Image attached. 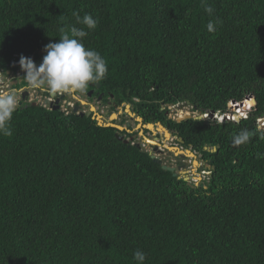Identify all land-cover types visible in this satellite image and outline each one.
Returning <instances> with one entry per match:
<instances>
[{"label":"trees","instance_id":"16d2710c","mask_svg":"<svg viewBox=\"0 0 264 264\" xmlns=\"http://www.w3.org/2000/svg\"><path fill=\"white\" fill-rule=\"evenodd\" d=\"M73 26L107 62L105 100L163 124L210 175L194 186L126 132L24 103L0 134V264H137V250L144 264H264V0H0L3 74ZM180 103L249 116L180 123L167 111ZM242 130L255 134L234 146Z\"/></svg>","mask_w":264,"mask_h":264},{"label":"clouds","instance_id":"9594fccd","mask_svg":"<svg viewBox=\"0 0 264 264\" xmlns=\"http://www.w3.org/2000/svg\"><path fill=\"white\" fill-rule=\"evenodd\" d=\"M205 11L209 14V16H212L214 9L212 6L206 5ZM73 16L76 17L77 23L84 25L87 30H94L99 23L98 19L93 18L91 14H85L83 18H81L79 12H73ZM218 24H222V21L219 19L209 21L207 24L208 31L214 33ZM85 28L73 26L70 29V33H62L58 42L47 44L44 47L46 55H44L39 66L32 58L21 56L19 65L24 74L21 71H7L6 74H3L2 70L0 69V134H3L4 136L12 135L10 122L12 120L13 113L17 110V107H21L24 103L33 104L34 106H42L48 110H60L66 115L75 114L80 117H82V115H84V117L86 116V113L82 111L83 109L81 108L79 103L80 101L78 99L72 98L68 101V99H65V97L74 95L75 97L78 96L80 99V96L87 92V89L90 85L98 84L103 79H105L106 74L108 73V66L106 60L98 51L85 47L83 38L89 34ZM2 78L11 79L7 86H4L5 84L2 82ZM19 78L22 79V83L25 81L27 85L19 86L22 84L18 82ZM38 90L46 91L49 94V106L41 103L42 96ZM82 102L85 103V101ZM183 104L190 106L192 113L196 115V118H193V115L186 117V115H189V113H186L185 115V113L181 111L182 113L179 115V117L180 120L183 121L195 119L200 121L211 120L217 121L219 123H226L239 122L242 119H247L249 116L247 109L240 103H231L229 106V112L226 114L217 112L222 116L220 120L207 117L208 113H211L212 111L203 114L196 111V109L190 104L180 103L174 106H167L168 117L174 120L169 115L170 111L172 108L176 107L184 108L181 107ZM123 105L128 107L129 110L131 109V105ZM234 106H240V108H242L240 114L234 110ZM76 108L78 110L75 112ZM91 110L92 111H88L89 114H92L93 112L95 113L93 107H91ZM163 110H166V108L163 107ZM131 111H129V114H132L133 111ZM133 113L136 115L135 112ZM235 113H238L237 116ZM183 116L186 118H182ZM88 117L90 118V116ZM98 117L99 116H96V114L93 117V120H95L97 123ZM117 117L118 116L116 115V119ZM223 117H228V119L225 120ZM137 118L141 117L137 116ZM174 121L179 122V120ZM143 122L144 120L142 119V123ZM117 127L119 126H110V128L118 129ZM120 131L123 132L122 130ZM257 132H259V138L264 139V131L257 129ZM254 134L255 133L248 130H242L233 136L232 142L234 146L243 145L249 142ZM124 140L125 139L123 138V141ZM129 143L130 142H127L126 144ZM133 145L142 148V146L139 144L135 143ZM150 155L151 157L153 156L152 153H150ZM205 166L207 167L209 165L206 163ZM177 177L181 178V176L178 175ZM134 259L137 261V264H144L146 256L142 251L137 250L134 253Z\"/></svg>","mask_w":264,"mask_h":264},{"label":"rangeland","instance_id":"374dc122","mask_svg":"<svg viewBox=\"0 0 264 264\" xmlns=\"http://www.w3.org/2000/svg\"><path fill=\"white\" fill-rule=\"evenodd\" d=\"M3 79V83L5 84L4 86L8 85V82L11 80L9 79ZM23 84L19 85L22 86ZM79 99V97H75L74 95L72 96H67L65 99ZM91 107L94 108L96 116H99L98 118L100 119L101 123L103 125H109L112 124L113 126H119L121 127L123 132H126L127 135H124L123 138L132 144H139L144 148L149 153H152L153 156H157L159 159L163 158H170V162L166 163L164 161L163 164L165 166H173L176 168L177 175L181 176V178L186 177L188 179V182L193 184L194 186H199L204 180H206L210 173L208 172L205 164L207 162H204L202 159L201 155L194 153L196 155V158H193L192 156L189 157V155H186L187 151H192L191 149H186L184 147H180L177 144V140L175 138H166V135L163 130L157 127V124H154V129L153 130H148V128H144L143 125L144 122H139V119L137 116L129 110L128 107L125 105H122L119 107V112L116 110L109 111L108 114L104 113V111H98L96 105L93 103L90 106L86 107V111H92ZM181 107L184 108H172L170 111L169 115L172 117L174 120H180L179 115L184 112L185 115L186 113H189V115H193V118H196V115H194L191 111V107L183 104ZM129 111L132 112V114H129ZM182 111V112H181ZM114 115H117V119H113ZM184 117V116H183ZM187 117V115H186ZM148 130L149 133H146L145 131ZM144 138H147L152 141H156L159 144V149L163 152L161 154H156L154 153V145L149 144ZM158 139V140H156ZM167 148H173V149H179V152L173 151V150H167ZM181 153V154H180ZM182 156H185L182 158ZM177 158L181 159L180 161L186 165V167H183L179 172L177 170ZM195 162H198L200 164L199 167H195Z\"/></svg>","mask_w":264,"mask_h":264},{"label":"flooded vegetation","instance_id":"af4514ba","mask_svg":"<svg viewBox=\"0 0 264 264\" xmlns=\"http://www.w3.org/2000/svg\"><path fill=\"white\" fill-rule=\"evenodd\" d=\"M33 59V58H32ZM42 62V61H41ZM41 63H39V65H40ZM38 65V66H39ZM17 72L18 71H21L22 73H23V71L21 70V68H20V65H19V63L17 64ZM24 74V73H23ZM22 81V79L21 78H19V80H18V82H20V83H22L21 82ZM99 86V85H98ZM97 86V88H95V86L94 85H90V88H88L87 89V92L85 93V94H82V96H80V99H82V100H80V99H78L80 102V106H81V108L83 109L82 111L83 112H85L86 113V116L88 117V115H89V112L88 111H86L87 109H86V107L87 106H90L91 104H95L96 105V107H97V110L98 111H104V113H106V114H108V112L109 111H112V109L113 108H115V109H117V111L119 112V107L120 106H116V103L114 102V100H113V97L111 98V99H108L107 101L105 100V95H104V93H101V92H98L97 91V89H99L100 87H98ZM39 91V93H40V95L42 96V100H41V103H43V104H45V105H47V106H49V101H48V98H49V94L46 92V91H41V90H38ZM48 95V96H47ZM82 101H85V103L84 102H82ZM131 110L133 111V107L131 106ZM94 115H95V113L93 112L92 114H90V118H92L93 119V117H94ZM136 115H137V113H136ZM138 116V115H137ZM146 133H149V131L148 130H146L145 131ZM170 133H171V135H172V138H175L178 142H179V146L180 147H183L182 146V144H184V142L182 143L180 140H178V138L176 137V136H173V134H172V132L171 131H169ZM182 140V139H181ZM153 149H154V153H158V154H161V153H163V152H161L160 151V149L158 150V151H155V146L153 147ZM167 150H169L170 151V149L169 148H167ZM179 152V151H178ZM185 156H182V158H184ZM164 162H166V163H168V162H170V158H163L162 159ZM177 160V169H178V172L180 171L179 169L181 168V167H183V166H185L186 167V165H184L180 160L181 159H179V158H177L176 159Z\"/></svg>","mask_w":264,"mask_h":264},{"label":"water","instance_id":"95a60500","mask_svg":"<svg viewBox=\"0 0 264 264\" xmlns=\"http://www.w3.org/2000/svg\"><path fill=\"white\" fill-rule=\"evenodd\" d=\"M98 87H100V85L98 86ZM78 109L76 108L75 109V112L77 111ZM130 113V112H129ZM88 116H90V114L88 115ZM115 116V115H114ZM82 117H84V115H82ZM139 119V121L140 122H142V119L141 118H138ZM189 119V118H188ZM179 122L181 123V122H183V120H179ZM98 123H99V126H101V127H110V126H112V125H103L102 123H101V121H100V119L98 118ZM263 125H264V120L261 122ZM143 127H147L148 128V130H152L155 126L153 125V124H148V125H144ZM151 127H152V129H151ZM157 127L158 128H162L163 129V131H164V133H165V135H166V138H172V135H171V133L169 132V130L168 129H166L165 127H164V125L163 124H161V123H159L158 125H157ZM119 130H122L120 127H117ZM120 140H122L123 141V138H121ZM145 140L149 143V144H151V145H154L155 146V151H158L159 150V144H155V143H157L156 141H152V140H149V139H147V138H145ZM156 140H158V139H156ZM182 143H183V141L182 140H180ZM126 143H127V141H126ZM170 150H173V148H169ZM175 150H177V149H175ZM206 150H208L207 148H206ZM179 151V150H178ZM214 152L216 151V149H214L213 150ZM162 152V151H161ZM186 155H189V156H192L193 158H196V155L194 154V153H192L191 151H187L186 152ZM152 158H153V160H154V162L155 163H157V164H161L162 165V168L165 170V171H169V172H171V173H173L174 174V176L175 177H177V174H176V168L175 167H172V166H165L164 164H163V162H162V160H160V159H158L157 157H155V156H152ZM195 165H198L199 166V163L198 162H195ZM197 166V167H198ZM183 167H185V166H183ZM183 167H181L179 170H181ZM206 168H211L210 166H207ZM179 179H181L180 177H179ZM184 180L186 181V182H188V179L186 178V177H184Z\"/></svg>","mask_w":264,"mask_h":264},{"label":"bare ground","instance_id":"6f19581e","mask_svg":"<svg viewBox=\"0 0 264 264\" xmlns=\"http://www.w3.org/2000/svg\"><path fill=\"white\" fill-rule=\"evenodd\" d=\"M187 116H190V115H187ZM113 119H116V115L113 117ZM151 129H152V127H151ZM154 129V128H153ZM152 129V130H153ZM161 130H163L162 128H160ZM173 151H176V152H178V150H175V149H173ZM181 154V153H180ZM190 157V156H189ZM198 165H196L195 167H197Z\"/></svg>","mask_w":264,"mask_h":264}]
</instances>
